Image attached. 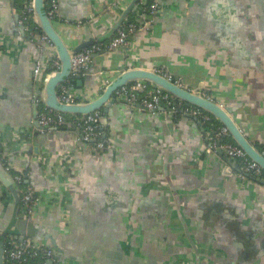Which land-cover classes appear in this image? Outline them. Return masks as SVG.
I'll return each mask as SVG.
<instances>
[{
  "label": "crops",
  "instance_id": "obj_1",
  "mask_svg": "<svg viewBox=\"0 0 264 264\" xmlns=\"http://www.w3.org/2000/svg\"><path fill=\"white\" fill-rule=\"evenodd\" d=\"M57 1L53 21L69 46L108 41L136 5ZM24 9L23 0H0V146L39 194L30 235L55 250L53 264H202L206 255L205 264H264V180L242 179L208 153L212 133L201 117L117 100L106 123L100 110L104 150L88 148L72 123L36 126L46 106L36 105L35 60L57 50L23 20ZM154 64L233 107L264 149V0H164L151 28L132 34L126 48L96 52L67 84L78 102L91 101L123 70ZM20 216L0 182V238Z\"/></svg>",
  "mask_w": 264,
  "mask_h": 264
},
{
  "label": "built area",
  "instance_id": "obj_2",
  "mask_svg": "<svg viewBox=\"0 0 264 264\" xmlns=\"http://www.w3.org/2000/svg\"><path fill=\"white\" fill-rule=\"evenodd\" d=\"M163 2L164 0H139L131 11V19L124 26L120 27L108 41H97L92 46L83 48L72 55V76L83 74L96 52L127 47L132 34L138 30L151 28ZM24 5L23 20L28 23L35 22L34 0H24ZM47 12L51 19H56L59 16V4L57 0H47ZM42 38L48 39L46 35H43ZM53 65H44L42 59L37 58L33 68V81H37L38 75L41 72L44 73L43 81H45L53 70L59 69V60H54ZM159 70L162 71L161 69ZM202 94L209 96L206 92ZM115 95L116 97H125L124 102L132 108H143L154 111L165 106V108H168L170 112L175 114H194L201 117L207 123L212 133L209 137L210 145L207 149L208 153H215L218 148H221L225 156L231 157L237 162V174L242 179L248 176L264 177L262 166L251 159L238 144L227 140V138L231 137L228 129L223 125H213L211 115L203 109L175 97L157 85L145 81H136L122 86L116 90ZM59 98L67 104L78 102L70 92V87L67 83L61 85ZM45 108L39 110L38 115L41 131L48 130L49 126L61 127L67 123L69 124L63 113L49 108L46 110ZM102 118L103 113L97 110L85 116L76 115L74 120L70 122L79 129L81 142L91 150H104L109 145L108 140L103 137L101 129ZM261 152L264 154V149ZM0 160L7 170L13 172L20 186V217L31 222L39 194L30 181L29 173L23 170L14 171L10 159L1 150ZM18 238V243L14 240H7L4 264H22L32 258L40 259L39 264H48L50 261L54 263L56 261L55 250L42 241L34 240L30 233L20 234Z\"/></svg>",
  "mask_w": 264,
  "mask_h": 264
},
{
  "label": "water",
  "instance_id": "obj_3",
  "mask_svg": "<svg viewBox=\"0 0 264 264\" xmlns=\"http://www.w3.org/2000/svg\"><path fill=\"white\" fill-rule=\"evenodd\" d=\"M139 0H133L129 5L127 11H130L134 4ZM34 16L35 23L40 31V37L46 35L47 40L57 50L56 56L48 58L43 55L42 63L44 65L51 64V60L58 59L60 62L59 69L53 70L48 78L43 81L44 73L41 72L38 75L35 84V95L37 107L39 100H42L46 106L54 111L61 112L63 114H73L85 116L97 110H102L106 113V117L103 120L104 123L108 121V114H112L111 105L116 103L117 100L125 101V97H116L115 92L122 86L131 84L136 81H145L157 85L174 95L175 97L186 101L194 106L203 109L205 112L216 118L223 126H225L231 138L242 147L248 156L258 162L264 169V154L259 148L248 138V136L242 131L237 124L233 116V107L224 106L217 102L215 99L206 96L201 93L200 87L189 88L177 81L176 78L170 77L167 74L160 71L159 66L148 65L143 67H130L120 72L114 80H112L107 86L104 92L96 99L86 102H76L67 104L60 100L59 90L62 84L68 83L72 78V55L82 50L84 47L90 46L93 41H86L79 43L75 46H69L59 30L57 29L54 19H51L47 12V0H34ZM25 23H23L22 30L25 29ZM25 34V33H24ZM115 34V33H114ZM30 38V36H29ZM123 48V47H122ZM126 48V47H125ZM37 117L39 110L36 111ZM205 123V122H204ZM73 125V124H72ZM37 127H41L39 118L36 122ZM58 127L49 126L47 129H55ZM205 128L211 133L208 126ZM204 129V128H203ZM210 144V142H209ZM216 152L219 156L228 162L229 165L238 170V166H235L234 159L224 155L223 150L218 148ZM231 166H225L224 171L232 174ZM229 169V170H228ZM231 169V170H230ZM254 179L264 180L262 176H248ZM0 182L12 190L15 195V200L18 202L19 209L21 208V194L20 186L17 183L12 172L6 169L5 165L0 160ZM32 231V222H28L25 219L19 217L15 224H12L11 229L7 234L19 237L20 234L30 233ZM34 236V235H33ZM5 262V244L3 240H0V264ZM48 264H53L52 261Z\"/></svg>",
  "mask_w": 264,
  "mask_h": 264
},
{
  "label": "trees",
  "instance_id": "obj_4",
  "mask_svg": "<svg viewBox=\"0 0 264 264\" xmlns=\"http://www.w3.org/2000/svg\"><path fill=\"white\" fill-rule=\"evenodd\" d=\"M23 1H24V0H23ZM29 24L31 25V27H33V29H34L35 31H40V30L38 29V27H37V25H36L35 22H29ZM45 109L47 110V108H45ZM64 115H65V117H66V120H67L69 123H70L71 121H73L74 118L76 117V115H73V114H64ZM211 117H212V120H211V121L213 122V125H214V124H215L216 126H218V125H222V124H221L216 118H214L213 116H211ZM60 128H61V129H67V128H68V123L65 124V125H63V126H61ZM229 138H230V139H229L230 142L235 143L231 137H229ZM0 150L3 152V150L1 149V146H0ZM12 174H13V172H12ZM0 239L4 241V244H5V245L7 244V240H14L16 243L19 242V238H18V237H16V236H12V235H9V234H6V235L2 236ZM39 263H40V259H38V258H32V259H30V260H28V261H26V262H24V263H22V264H39Z\"/></svg>",
  "mask_w": 264,
  "mask_h": 264
},
{
  "label": "flooded vegetation",
  "instance_id": "obj_5",
  "mask_svg": "<svg viewBox=\"0 0 264 264\" xmlns=\"http://www.w3.org/2000/svg\"><path fill=\"white\" fill-rule=\"evenodd\" d=\"M131 234H132V233H131ZM132 236H133V234H132ZM201 255L203 256V254H201ZM133 257H135V258L137 259V263H138V261L142 260V257H144V253L138 251L137 253L134 254ZM200 257H201V256H200ZM206 260H208V259H207V255H206V257H203V259H202V264H205V263H203V261L207 262ZM208 261H210V260H208ZM207 263H208V262H207ZM172 264H178V263H177V260L173 261ZM184 264H199V263H196L195 260L190 259V260H186Z\"/></svg>",
  "mask_w": 264,
  "mask_h": 264
}]
</instances>
